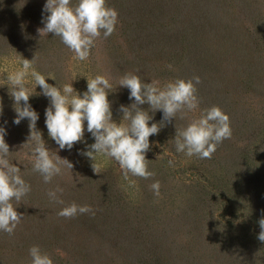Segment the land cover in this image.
<instances>
[{"label": "rangeland", "instance_id": "rangeland-1", "mask_svg": "<svg viewBox=\"0 0 264 264\" xmlns=\"http://www.w3.org/2000/svg\"><path fill=\"white\" fill-rule=\"evenodd\" d=\"M46 2L0 0V127L11 162L31 185L19 203L13 201L23 215L14 235L0 231V264H30L33 245L54 264H264V242L257 238L264 218V0H107L119 14L116 29L107 39L101 35L84 61L59 37L38 33ZM23 59H35L25 83L35 90L29 103L39 115L37 131L50 153L73 165L50 184L32 170L29 120L14 123L15 102L6 83L8 75L23 70ZM32 71L53 86L72 83L81 96L87 78L106 75L116 122L123 116L120 106L134 102L130 90L118 86L127 72L161 85L199 76L200 103L149 138L153 177L125 178L103 154L96 158V173L93 161L81 154L95 142L86 121L83 140L71 150H60L49 137L50 98L36 87ZM213 105L229 116L231 138L211 159L178 153L176 126L185 127ZM149 114L150 125L163 120L162 110ZM157 180L159 196L150 188ZM57 185L65 204L90 205L95 215L58 217L63 206L47 196Z\"/></svg>", "mask_w": 264, "mask_h": 264}, {"label": "clouds", "instance_id": "clouds-1", "mask_svg": "<svg viewBox=\"0 0 264 264\" xmlns=\"http://www.w3.org/2000/svg\"><path fill=\"white\" fill-rule=\"evenodd\" d=\"M43 10L48 14L42 20L44 27L37 30L40 36L52 33L59 37L74 53V58L80 61L88 59L101 35L107 39L114 33L119 15L114 7L108 5L107 0H76L75 4L72 0H47ZM35 59H23V70L8 75L6 85L15 102L14 123L19 125L25 118L29 120L30 136L26 144L32 147V170L40 174L45 184H50L55 176L62 174L64 167L72 169L73 165L56 152L50 153L42 139V133L37 131L39 115L29 103L35 90L30 91L25 83L27 70L32 68ZM31 75L36 87L40 86L42 94L50 98L45 123L49 137L59 149L71 150L83 140L86 121L87 132L91 133L95 142L88 145V150L81 154L93 161L92 167L96 173H99L96 163L98 155L114 159L125 178L129 174L143 179L153 177L155 173L148 170L146 158L151 146L149 138L159 133L164 122L170 123L173 118H177L178 113L184 118L188 112L197 110L200 103L197 95V85L201 83L199 76L177 78L161 85L158 80L153 79L147 83L139 75L127 72L119 78L118 86L129 89V99L134 102L129 106H120L123 116L120 122H116L112 118L108 99L112 84L106 75L98 74L94 78H87V91L82 96L76 92L72 83L62 87L53 86L40 72L32 71ZM145 104L149 105L147 110L141 107ZM160 110L163 112V120L150 125L153 116L149 113ZM5 132L0 127V231L12 236L23 218L13 201L19 203L30 193L31 185L22 178L20 167L9 158L11 152L5 141ZM231 136L229 116L219 106L213 105L203 109L198 117L190 119L185 127L176 126L175 148L178 153H184L188 157L211 159L218 145ZM150 188L156 196L160 195L158 180ZM63 191L59 185L47 191L51 202L63 206L57 212L58 217L71 219L77 215H95L90 205H78L75 202L65 204L59 195ZM258 223L260 232L257 238L264 242V218ZM29 256L30 264H54L50 254L42 251L38 245L30 247Z\"/></svg>", "mask_w": 264, "mask_h": 264}]
</instances>
